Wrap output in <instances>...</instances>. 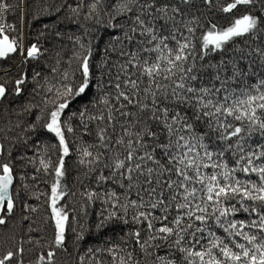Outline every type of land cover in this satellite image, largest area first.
Listing matches in <instances>:
<instances>
[{"label":"snow or ice","instance_id":"1","mask_svg":"<svg viewBox=\"0 0 264 264\" xmlns=\"http://www.w3.org/2000/svg\"><path fill=\"white\" fill-rule=\"evenodd\" d=\"M0 264H264V0H0Z\"/></svg>","mask_w":264,"mask_h":264},{"label":"trees","instance_id":"2","mask_svg":"<svg viewBox=\"0 0 264 264\" xmlns=\"http://www.w3.org/2000/svg\"><path fill=\"white\" fill-rule=\"evenodd\" d=\"M49 19H50V18H45L46 22H48V21H49ZM94 219H95V217H93V220H94Z\"/></svg>","mask_w":264,"mask_h":264}]
</instances>
